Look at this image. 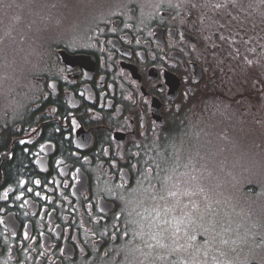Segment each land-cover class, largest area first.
Returning <instances> with one entry per match:
<instances>
[{"label":"flooded vegetation","instance_id":"af4514ba","mask_svg":"<svg viewBox=\"0 0 264 264\" xmlns=\"http://www.w3.org/2000/svg\"><path fill=\"white\" fill-rule=\"evenodd\" d=\"M82 6L0 97V264L114 263L135 243L137 190L165 201L195 183L180 145L264 137V0Z\"/></svg>","mask_w":264,"mask_h":264},{"label":"rangeland","instance_id":"374dc122","mask_svg":"<svg viewBox=\"0 0 264 264\" xmlns=\"http://www.w3.org/2000/svg\"><path fill=\"white\" fill-rule=\"evenodd\" d=\"M93 1L0 0V96L37 42L76 27ZM212 131L205 155L178 147L177 175L195 183L169 187L165 201L150 188L132 195L138 242L110 264H264V137L246 139L238 129L214 140ZM150 225L157 247L144 250Z\"/></svg>","mask_w":264,"mask_h":264},{"label":"trees","instance_id":"16d2710c","mask_svg":"<svg viewBox=\"0 0 264 264\" xmlns=\"http://www.w3.org/2000/svg\"><path fill=\"white\" fill-rule=\"evenodd\" d=\"M1 97V96H0Z\"/></svg>","mask_w":264,"mask_h":264}]
</instances>
